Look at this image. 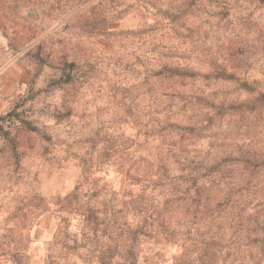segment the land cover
<instances>
[{
    "label": "rangeland",
    "instance_id": "374dc122",
    "mask_svg": "<svg viewBox=\"0 0 264 264\" xmlns=\"http://www.w3.org/2000/svg\"><path fill=\"white\" fill-rule=\"evenodd\" d=\"M0 264H264V0H0Z\"/></svg>",
    "mask_w": 264,
    "mask_h": 264
},
{
    "label": "trees",
    "instance_id": "16d2710c",
    "mask_svg": "<svg viewBox=\"0 0 264 264\" xmlns=\"http://www.w3.org/2000/svg\"><path fill=\"white\" fill-rule=\"evenodd\" d=\"M80 213H81L83 222L86 224V225H83V227L90 224V221L92 219H96L95 212L91 207H87L86 209H84Z\"/></svg>",
    "mask_w": 264,
    "mask_h": 264
}]
</instances>
